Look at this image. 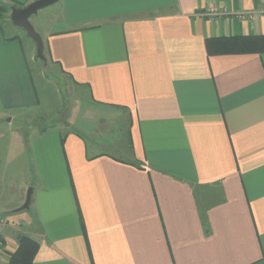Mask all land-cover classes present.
I'll return each instance as SVG.
<instances>
[{"label": "crops", "instance_id": "0c3cea01", "mask_svg": "<svg viewBox=\"0 0 264 264\" xmlns=\"http://www.w3.org/2000/svg\"><path fill=\"white\" fill-rule=\"evenodd\" d=\"M57 4L48 62L98 112L126 115L125 136L68 130L52 150L38 127L13 135L32 90L0 23V264L20 236L38 243L32 264H264V53L206 49L264 36V0Z\"/></svg>", "mask_w": 264, "mask_h": 264}, {"label": "rangeland", "instance_id": "374dc122", "mask_svg": "<svg viewBox=\"0 0 264 264\" xmlns=\"http://www.w3.org/2000/svg\"><path fill=\"white\" fill-rule=\"evenodd\" d=\"M57 7L58 4L55 3L39 10L29 18L31 25L41 38L48 30L56 29ZM9 16L10 12L8 11L1 19L3 22L0 23L5 33L8 32V27L18 33L16 39L18 38L20 42L28 68L30 89L32 90L31 98L33 99V105L26 110L27 112L25 113V110L21 111L20 116L16 118L13 126V135L16 134V131H14L15 127H17L16 122L24 134H29L31 137L29 138L30 141L37 138L38 131L35 128L38 127L42 132H45L46 136L44 137L46 139H44V143L45 145L49 143L52 150L55 141L63 138L68 130L81 132L88 143L91 140H96V138L98 141L107 139L112 142L113 140L121 139L123 135L125 136L124 122L126 115L124 116L122 113L117 112H109L107 114L98 112L90 104L86 90L78 88L77 91H71L72 84L68 78L58 74L52 64L48 62L45 51H43V60L36 57L35 43L23 29L10 26L13 24ZM32 50L34 51L33 57ZM108 118L114 119V125L106 131V122L103 121ZM33 126H35L34 130L32 129ZM38 144L41 143L38 142ZM13 145H16V143ZM27 147L30 148L32 146L28 143ZM36 147L39 148L37 145ZM107 152L111 151L107 150ZM12 153H15L14 150ZM0 165H2V162ZM28 188L32 189V187ZM11 198L14 199V197H10L9 200Z\"/></svg>", "mask_w": 264, "mask_h": 264}, {"label": "trees", "instance_id": "16d2710c", "mask_svg": "<svg viewBox=\"0 0 264 264\" xmlns=\"http://www.w3.org/2000/svg\"><path fill=\"white\" fill-rule=\"evenodd\" d=\"M4 2V0H0V19L8 11L10 12V6L24 7L23 3L13 0ZM206 49L208 54L264 53V36L208 39ZM37 251L38 243L36 241L27 236H20L17 240V249L9 256L7 264H32Z\"/></svg>", "mask_w": 264, "mask_h": 264}, {"label": "water", "instance_id": "95a60500", "mask_svg": "<svg viewBox=\"0 0 264 264\" xmlns=\"http://www.w3.org/2000/svg\"><path fill=\"white\" fill-rule=\"evenodd\" d=\"M58 0H34L24 7H10V21L11 23L18 28L23 29L27 36L35 43L36 45V57L40 60L44 59V44L40 35L34 30L33 26L31 25L29 18L36 14L39 10L49 7ZM31 192L32 189L28 188L24 203L18 209L19 211L27 210L29 208L30 200H31Z\"/></svg>", "mask_w": 264, "mask_h": 264}, {"label": "built area", "instance_id": "2783aa9c", "mask_svg": "<svg viewBox=\"0 0 264 264\" xmlns=\"http://www.w3.org/2000/svg\"><path fill=\"white\" fill-rule=\"evenodd\" d=\"M206 15H216L218 16V10L216 9H210L208 10V12L206 13ZM237 16L241 19H245V18H248V19H253V17H255V13H252V12H246V13H238ZM1 224H0V253L2 252V249H3V239H2V235H1Z\"/></svg>", "mask_w": 264, "mask_h": 264}]
</instances>
